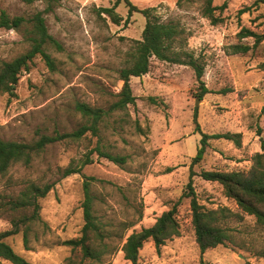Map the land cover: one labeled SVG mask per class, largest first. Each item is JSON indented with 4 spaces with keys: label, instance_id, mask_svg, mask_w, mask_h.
Listing matches in <instances>:
<instances>
[{
    "label": "rangeland",
    "instance_id": "obj_1",
    "mask_svg": "<svg viewBox=\"0 0 264 264\" xmlns=\"http://www.w3.org/2000/svg\"><path fill=\"white\" fill-rule=\"evenodd\" d=\"M115 1L62 0L46 16L49 33L62 45L61 51L48 49L56 68L50 70L38 56L23 73L16 96L0 94L2 139L28 142L39 131H73L82 123L76 103L108 109L117 99L120 71L126 66L133 41L142 39L146 19L137 12L129 17L125 2L116 9L124 19L120 25L97 13V8L111 7ZM130 1L140 9L157 7L163 22H179L191 35L189 48L206 63L204 81L209 93L202 100L198 98V83L191 68L152 58L148 74L131 78L135 105L114 112L107 117L108 124L100 126L102 144L108 151L127 155V163L119 166L93 155L94 163L85 166L81 174L62 178L63 169L72 160L82 159L96 146L98 137L88 134L79 143L50 146L32 169L18 168L12 173L15 179L56 183L40 201L41 217L48 229H38L39 237H31L29 248L21 234L6 241L34 264H80V253L63 242L80 236L84 225L83 183L85 177H94L95 214L116 227L132 224L123 232L125 237L151 227L179 202L180 236L167 241L160 252L148 241L140 251L138 264H200L202 258L206 264H264V227L247 215L242 222H232L237 244L207 250L201 258L191 223L190 198L185 197L201 141V134L194 132L197 108L203 132L242 135L239 147L223 138L210 140L203 160L193 167L197 198L208 208L238 210L219 183L205 181L199 174L202 170H248L253 156L262 151L264 5H255L256 0H214V5L226 4V8L222 12L224 22L212 25L203 15L205 0ZM43 8L40 2L26 5L21 0H0V14L4 11L11 17H30ZM242 28L263 35L262 42L253 48L254 38L237 39ZM239 43L252 49L234 53L232 47ZM29 48L21 33L0 27V61H10ZM20 189L8 187L6 178L0 175V192L16 194ZM10 227L9 217L0 216V233ZM103 264L131 263L117 251Z\"/></svg>",
    "mask_w": 264,
    "mask_h": 264
},
{
    "label": "trees",
    "instance_id": "obj_2",
    "mask_svg": "<svg viewBox=\"0 0 264 264\" xmlns=\"http://www.w3.org/2000/svg\"><path fill=\"white\" fill-rule=\"evenodd\" d=\"M21 1L26 5L40 2L44 4V8L30 17H11L4 11L0 14V27L21 33L30 45L26 52L16 58L10 61H0V94H8L10 97L16 96L15 90L23 73L30 70L36 57L40 56L49 69L54 71L55 59L48 49L52 47L58 51L62 50V45L49 33L46 23V16L54 12L62 0ZM121 2L127 5L129 17L133 13H140L145 17L146 24L142 39L134 40L133 47L127 53L126 66L120 71V92L108 109L78 102L75 110L80 115L82 123L73 131H54L53 134L39 131L36 137L28 142L4 140L0 136V175L6 178L8 187L21 186L16 194L0 192V216H8L11 225L9 229L0 233V264L2 261H8L11 264H34L16 252L6 239L21 234L25 247L29 248L31 237L34 236L37 239L39 237L38 229H48L47 223L41 217L40 201L53 190L56 184L45 179H15L12 174L15 169H32L50 146L59 142L79 143L86 140L88 134L98 137L96 146L79 161L72 160L63 169L62 178L81 174L85 166L94 163L93 155L124 166L128 156L108 151L105 148L100 137V126L107 125V117L114 112H124L130 105H135L136 97L132 92L131 78H139L148 74L152 58L191 68L198 83V98L202 100L204 95L209 93L204 81L206 63L200 56H195L194 51L189 48L188 41L191 35L186 33L181 24L175 21L163 22L157 14V7L140 9L130 0H116L111 7L97 8V13L100 16L106 15L114 24L120 25L124 19L116 12V9ZM255 5H264V0H256ZM225 8L226 4L218 7L214 5V0H205L203 15L210 20L212 25H218L224 22L222 12ZM218 10L220 14H216ZM246 38H254V48L262 42L263 35L248 28H242L237 33V39L241 41ZM232 48L234 53H247L252 49L251 46L242 43ZM193 123L194 132L201 134V141L192 161L185 197L190 198L191 223L202 258L207 250L237 244L235 236L237 230L232 222H242L247 215L255 219L257 226L264 227V145L262 151L253 156L252 165L248 170H202L200 172L199 176L203 180L219 183L223 187L225 196L236 203L238 210L232 211L224 206L208 208L202 205L197 198L193 182L197 173L193 167L203 160L210 140L223 138L235 142L239 147L242 135L240 133L208 134L203 132L198 122L197 108L193 115ZM136 127L137 130H142L138 121H136ZM95 181L97 179L94 177H85L83 183L84 225L80 236L63 242V245L71 247L73 252L80 253V264L85 262L103 264L107 257L117 251L123 252L126 261L138 264L139 254L145 243L152 241L156 250L160 252L167 241L180 236L181 224L178 218L179 202H177L170 210L163 212L151 227L133 231L125 237L123 232L132 224L120 223L116 227L113 223L95 214L96 195L93 191ZM200 264H206L203 258Z\"/></svg>",
    "mask_w": 264,
    "mask_h": 264
},
{
    "label": "water",
    "instance_id": "obj_3",
    "mask_svg": "<svg viewBox=\"0 0 264 264\" xmlns=\"http://www.w3.org/2000/svg\"><path fill=\"white\" fill-rule=\"evenodd\" d=\"M198 101H200V100L198 99Z\"/></svg>",
    "mask_w": 264,
    "mask_h": 264
}]
</instances>
